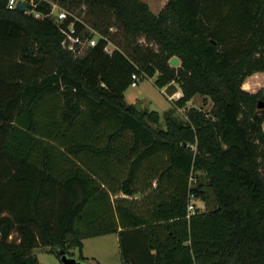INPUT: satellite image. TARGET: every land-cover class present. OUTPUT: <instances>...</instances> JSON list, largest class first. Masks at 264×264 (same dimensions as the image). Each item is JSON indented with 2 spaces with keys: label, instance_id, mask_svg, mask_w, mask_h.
<instances>
[{
  "label": "trees",
  "instance_id": "16d2710c",
  "mask_svg": "<svg viewBox=\"0 0 264 264\" xmlns=\"http://www.w3.org/2000/svg\"><path fill=\"white\" fill-rule=\"evenodd\" d=\"M24 1L36 14L0 0V264L88 261L82 240L109 233L121 264H264V92L241 86L264 71V0ZM50 1L95 45L63 49ZM133 73L181 95L138 110Z\"/></svg>",
  "mask_w": 264,
  "mask_h": 264
},
{
  "label": "rangeland",
  "instance_id": "374dc122",
  "mask_svg": "<svg viewBox=\"0 0 264 264\" xmlns=\"http://www.w3.org/2000/svg\"><path fill=\"white\" fill-rule=\"evenodd\" d=\"M142 1L148 5L149 9L153 13L157 14L163 8L164 2L167 0H156L157 5L153 7H150L148 3H151L152 0ZM50 2L52 4V13H55L59 7L56 5L55 1ZM80 18H82V16ZM115 30L116 28L113 26L112 32H115ZM90 31L93 32V38L97 39L96 31H93L92 29H90ZM107 47L109 52H112L115 49V45L112 42L108 43ZM62 48L65 49L63 46ZM155 78L156 75L153 77L140 76L137 86H128L124 91L125 101L131 104H139L140 108L138 110H155L162 115L164 111L168 110L172 106V101H176L178 97H180L181 93L178 89L177 83H173L177 92L168 96L165 92V88L160 89L155 86ZM259 90L261 93L264 92L263 89ZM259 90L257 89V91ZM186 105L187 107L209 110L212 106V102L209 97L196 94L186 103ZM184 111V108H177L175 112L177 118H184ZM190 204L192 206L191 213H193L195 209H198L200 212H204L212 210L215 207L214 197L210 192H207L206 200L195 198L190 202ZM82 243L83 255L92 260L91 262L93 264H97V262L98 264H121L117 236L114 233L85 238ZM74 253L75 252L72 250V254ZM34 254L37 258L38 264H61L54 250L50 247H39L35 249ZM74 256L76 257L77 255L74 254Z\"/></svg>",
  "mask_w": 264,
  "mask_h": 264
},
{
  "label": "built area",
  "instance_id": "2783aa9c",
  "mask_svg": "<svg viewBox=\"0 0 264 264\" xmlns=\"http://www.w3.org/2000/svg\"><path fill=\"white\" fill-rule=\"evenodd\" d=\"M18 1L24 0H6V7L9 9H15V5ZM25 2V1H24ZM69 14L66 10L59 8L55 13H52L53 19L59 24V29L64 35V39L62 41L63 47L67 50L75 51L76 49L82 50L86 46H93L96 43L95 38H83L81 35L76 34L75 29L72 24L64 27L62 25L63 21ZM105 51L109 53V49L107 45L105 46ZM139 81V76L136 73L131 75L130 85L131 87L137 86ZM194 199L192 195H190V202ZM191 204L188 206V210L191 213Z\"/></svg>",
  "mask_w": 264,
  "mask_h": 264
},
{
  "label": "water",
  "instance_id": "95a60500",
  "mask_svg": "<svg viewBox=\"0 0 264 264\" xmlns=\"http://www.w3.org/2000/svg\"><path fill=\"white\" fill-rule=\"evenodd\" d=\"M15 9H17L19 11H31L33 14H36V11L28 8L24 1H18L15 5ZM262 52L264 55V48H263ZM168 63L172 67H177L180 64L179 59L176 56L171 57L169 59ZM134 106L136 109L140 108L139 104H134ZM257 106H258V108H261L264 106V103H261L259 101L257 103ZM57 251H58V255H59V261L61 264H93L90 261H83V260L77 259L75 256L68 255L67 253H65V251L63 249H58Z\"/></svg>",
  "mask_w": 264,
  "mask_h": 264
},
{
  "label": "crops",
  "instance_id": "0c3cea01",
  "mask_svg": "<svg viewBox=\"0 0 264 264\" xmlns=\"http://www.w3.org/2000/svg\"><path fill=\"white\" fill-rule=\"evenodd\" d=\"M166 2V1H165ZM164 2V4H165ZM150 7L156 6L157 5V1L156 0H152L151 3L148 2ZM242 88L248 92H255L257 91V89H264V71H258V72H254L253 74L247 76L245 78V80L242 83ZM262 127L264 128V121L262 123ZM116 235V234H115ZM84 240V239H83ZM82 240V242H83ZM83 244V243H82ZM83 249V246H82ZM82 249H81V253H82ZM73 252H75V255H78V250L75 249L73 250ZM83 255V253H82ZM83 257L87 258L90 262L92 260H90L88 257L84 256ZM77 258V256H76ZM93 259V258H92ZM98 264V262H97Z\"/></svg>",
  "mask_w": 264,
  "mask_h": 264
}]
</instances>
